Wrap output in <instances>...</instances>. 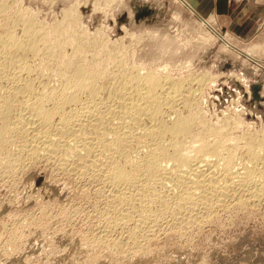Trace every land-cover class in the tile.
I'll return each mask as SVG.
<instances>
[{"label": "bare ground", "instance_id": "bare-ground-1", "mask_svg": "<svg viewBox=\"0 0 264 264\" xmlns=\"http://www.w3.org/2000/svg\"><path fill=\"white\" fill-rule=\"evenodd\" d=\"M12 6L10 0L0 1V166L5 175L25 160L43 158L79 179L100 180L97 195L106 204L101 239L113 243L111 233L122 228L130 246H142L161 230H188L230 202L264 200V135H246V130L230 141V128L226 134L223 126L208 125L196 102L200 88L184 83L190 76L177 79L172 71L159 72L160 64L128 62V51L77 25L75 6L64 9L68 22L63 17L53 26ZM194 77L189 81L203 85L206 75Z\"/></svg>", "mask_w": 264, "mask_h": 264}, {"label": "rangeland", "instance_id": "rangeland-1", "mask_svg": "<svg viewBox=\"0 0 264 264\" xmlns=\"http://www.w3.org/2000/svg\"><path fill=\"white\" fill-rule=\"evenodd\" d=\"M47 1L10 3L47 26L58 24V20L68 22L69 7L75 6L79 11L77 25L83 26L89 36H100L108 44L115 43L114 46L128 51V62L156 68L160 64L159 72L172 71V77L184 80L206 75L203 85L190 79L184 83L203 90L196 95L200 113L208 125L223 126L224 131L231 129V133L225 131L230 141L232 137L238 138V132L245 135L246 130V135H264V18L258 20L257 31L255 27L246 31L253 36H240L245 29L235 30L239 19L243 16L241 21L245 22L250 15L239 18L231 13L232 6L240 3L238 0L232 4L231 0H216L215 12L213 8H204L198 0H186L193 10L179 0ZM144 8L151 12L137 17ZM203 19L209 20V25ZM231 22L235 23L230 26ZM255 85H260L259 96L255 94ZM182 110L183 114L188 113V108ZM40 159L25 160L27 163L15 172H6L7 177L0 166V264H264V200L260 204L230 202L200 223L188 225L189 232L187 226L161 230L143 241L142 246L137 243V248L135 244L129 245L127 232L122 233V228L111 233L113 243L111 239H101L106 225L101 212L106 204L103 195H97L101 190L98 188L103 186L100 180L79 179L59 170L53 161ZM121 243L124 245L119 247Z\"/></svg>", "mask_w": 264, "mask_h": 264}, {"label": "crops", "instance_id": "crops-1", "mask_svg": "<svg viewBox=\"0 0 264 264\" xmlns=\"http://www.w3.org/2000/svg\"><path fill=\"white\" fill-rule=\"evenodd\" d=\"M197 1V0H196ZM200 4L204 5V8H213V12H215V7H216V0H198ZM240 3H242L240 5V3L238 4V6H232V14L234 15H239V18L241 17V15H250V17L244 21H241L242 17L239 19V27L235 30H243L245 29L244 33H240V36L244 37V38H249L250 36H253V33H249L246 31H249L250 29H253L255 27V29L257 28V25H259V21L260 19L264 18V0H246V2L244 0L240 1L238 0ZM233 0H231V4H232ZM252 2V3H251ZM253 2L255 3V5H253ZM258 2H262V3H258ZM195 4V1H194ZM253 5V6H252ZM196 6V5H195ZM197 9H199L198 5L196 6ZM235 22H231L229 25L231 26L232 24H234ZM237 25V26H238ZM257 31V29H256Z\"/></svg>", "mask_w": 264, "mask_h": 264}, {"label": "water", "instance_id": "water-1", "mask_svg": "<svg viewBox=\"0 0 264 264\" xmlns=\"http://www.w3.org/2000/svg\"><path fill=\"white\" fill-rule=\"evenodd\" d=\"M141 12H140V15H138L137 17H139L141 15H147V14H149L150 13V10L148 8H144V9L141 10ZM259 88H260V85H255L254 86L255 94L257 96H259Z\"/></svg>", "mask_w": 264, "mask_h": 264}]
</instances>
